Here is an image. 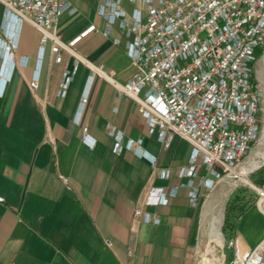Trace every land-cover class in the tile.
<instances>
[{
    "label": "crops",
    "instance_id": "crops-1",
    "mask_svg": "<svg viewBox=\"0 0 264 264\" xmlns=\"http://www.w3.org/2000/svg\"><path fill=\"white\" fill-rule=\"evenodd\" d=\"M65 1L70 9L55 25L61 60L23 22L11 75L0 79V264H201L202 210L188 202V178L178 173L191 145L177 135L159 140L136 102L114 86L134 71L127 53L134 33L127 36L121 20L144 13L145 3L116 0L123 16L110 22L98 12L105 0ZM111 128L121 136L119 152ZM129 139L134 144L125 148ZM148 187H176L166 204L143 207L157 223L133 216ZM207 191L201 186L199 196ZM244 198L247 207L226 234L237 251L264 239V211Z\"/></svg>",
    "mask_w": 264,
    "mask_h": 264
},
{
    "label": "built area",
    "instance_id": "built-area-1",
    "mask_svg": "<svg viewBox=\"0 0 264 264\" xmlns=\"http://www.w3.org/2000/svg\"><path fill=\"white\" fill-rule=\"evenodd\" d=\"M144 13L135 10L121 27L134 33L127 53L134 71L123 83H114L117 96L132 98L150 133L167 142L177 135L191 145L188 163L179 176L187 177L188 202L196 206L199 188L210 187L234 168L250 151L261 131V91L254 82L257 52L264 50V0H142ZM117 1L105 0L98 12L113 22L123 16ZM0 79H9L21 23L40 32L39 46L50 42L54 62L61 60V42L55 32L60 15L70 6L65 0H0ZM70 9V8H69ZM108 33V30L103 32ZM67 48V47H66ZM4 68V69H3ZM67 82L61 85L64 94ZM37 79L29 86L34 89ZM87 95L83 94L80 104ZM86 126L81 140H85ZM114 151L123 148L121 136ZM134 140H127L130 148ZM205 169V176L198 174ZM160 176L166 178L167 170ZM198 178L197 184L194 179ZM255 203L264 211V183H249ZM176 187H148L133 210L135 219L157 223L143 207L166 204ZM0 202L3 197L0 195ZM225 246L232 257L222 264H264V239L249 250L234 249L232 238Z\"/></svg>",
    "mask_w": 264,
    "mask_h": 264
},
{
    "label": "rangeland",
    "instance_id": "rangeland-1",
    "mask_svg": "<svg viewBox=\"0 0 264 264\" xmlns=\"http://www.w3.org/2000/svg\"><path fill=\"white\" fill-rule=\"evenodd\" d=\"M257 54V59L254 63V82L258 85L261 91V100L262 106L260 111L261 119V131L259 137L252 144L249 153L234 167L231 169V178L223 177L218 181H214L213 185L207 188V192L198 198V204L202 210V232L204 243L207 245L203 251L202 256L200 257V263L202 261H207V264H216L217 260L222 259V261L227 262L230 260V253L228 247L225 246L226 233L223 232V224L225 221V213L228 207L229 200L234 196L235 193H239L240 196H243V201L246 196L249 200L256 198V193L253 188L249 185L252 183L254 185H260L264 182L258 183L255 173L257 170L264 166V162L260 164L259 167L252 169L251 171L247 170V165L249 160L254 156L256 160L260 159V155L257 152L264 153V138L261 137L262 130H264V50H260ZM260 71V73H258ZM241 173L243 178L248 182H244L240 179V176L237 173ZM236 173V174H235ZM221 213V223L219 226V232L223 236V244L221 247H215L212 251H209L210 245V220L211 218L217 216ZM209 242V244H208ZM207 248V250H206ZM215 252V253H214ZM212 254V255H211ZM226 254V256H225ZM215 257V258H214ZM217 257V258H216Z\"/></svg>",
    "mask_w": 264,
    "mask_h": 264
},
{
    "label": "bare ground",
    "instance_id": "bare-ground-1",
    "mask_svg": "<svg viewBox=\"0 0 264 264\" xmlns=\"http://www.w3.org/2000/svg\"><path fill=\"white\" fill-rule=\"evenodd\" d=\"M258 73H260V71H258ZM260 138L261 139L264 138V130H262ZM257 154L260 155V159L256 160L255 157L253 156L248 162V165H247L248 171H251L252 169L257 168L262 162H264V153L260 154L259 152H257ZM237 175L240 176V179L242 181H244L246 183L248 182L245 178H243L241 173L238 172ZM221 216H222L221 213H219L217 216L211 218V220L209 222L210 223V226H209L210 239L209 240L211 242L209 245V251H212L217 246L221 247L223 244V237L221 236V233L219 232V226L221 223ZM201 264H207V261L204 260V262L202 261ZM210 264H212V263L210 262ZM216 264H222V259L217 260Z\"/></svg>",
    "mask_w": 264,
    "mask_h": 264
},
{
    "label": "trees",
    "instance_id": "trees-1",
    "mask_svg": "<svg viewBox=\"0 0 264 264\" xmlns=\"http://www.w3.org/2000/svg\"><path fill=\"white\" fill-rule=\"evenodd\" d=\"M255 175L256 178L258 177V183L264 182V166H261L255 173ZM227 205V212L225 213V221L222 228L223 232H225L226 234L232 228L233 217L235 216V214L237 215L241 213L247 207V204L243 202V196H240L239 193H235L234 196L229 200Z\"/></svg>",
    "mask_w": 264,
    "mask_h": 264
},
{
    "label": "water",
    "instance_id": "water-1",
    "mask_svg": "<svg viewBox=\"0 0 264 264\" xmlns=\"http://www.w3.org/2000/svg\"><path fill=\"white\" fill-rule=\"evenodd\" d=\"M259 166H260V165H259ZM259 166H258V167H259Z\"/></svg>",
    "mask_w": 264,
    "mask_h": 264
}]
</instances>
